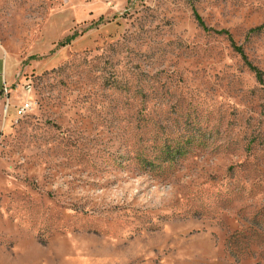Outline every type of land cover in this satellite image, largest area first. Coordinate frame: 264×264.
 I'll use <instances>...</instances> for the list:
<instances>
[{"label":"rangeland","instance_id":"1","mask_svg":"<svg viewBox=\"0 0 264 264\" xmlns=\"http://www.w3.org/2000/svg\"><path fill=\"white\" fill-rule=\"evenodd\" d=\"M0 43V264H264V0H0Z\"/></svg>","mask_w":264,"mask_h":264},{"label":"built area","instance_id":"2","mask_svg":"<svg viewBox=\"0 0 264 264\" xmlns=\"http://www.w3.org/2000/svg\"><path fill=\"white\" fill-rule=\"evenodd\" d=\"M15 88L21 92V99L20 104L17 105V114L18 117L26 115L34 106V100L32 98V81L29 76H21L15 82ZM18 92V93H19ZM1 98L4 96L3 99V113L5 115L8 106L10 105V96L12 93L11 87L4 85L1 89Z\"/></svg>","mask_w":264,"mask_h":264},{"label":"crops","instance_id":"3","mask_svg":"<svg viewBox=\"0 0 264 264\" xmlns=\"http://www.w3.org/2000/svg\"><path fill=\"white\" fill-rule=\"evenodd\" d=\"M21 76L22 75L20 71H17L16 65L14 64L12 57L8 55L5 48L0 43V98L2 94L1 89L4 85L11 87L12 97H19L20 92L18 89L15 88V82Z\"/></svg>","mask_w":264,"mask_h":264},{"label":"trees","instance_id":"4","mask_svg":"<svg viewBox=\"0 0 264 264\" xmlns=\"http://www.w3.org/2000/svg\"><path fill=\"white\" fill-rule=\"evenodd\" d=\"M196 19H197V21H198V24L202 27V29H204V30H210V29H208V28L204 25L203 21H202L198 16L196 17ZM213 31L216 32V33H219V34H220V33H226V30H213ZM76 35H77V34L73 33L72 35H68V36H66L63 40H61L60 42H58L57 47H58V48H61V47H64V46L68 45V44H69V43H70V42L76 37ZM231 45H232V47H233V49H234L235 51H237V52L240 53V55L242 56V59H243L244 62L248 65V67H249L252 71H254L255 76H256V79H257L258 81H262L260 70H259L258 68H256L255 66H253L250 62L247 61L246 56H245V54L243 53L242 49H241L239 46H237L236 44H234L233 42H231ZM31 81H32V80H31ZM32 98H33V100H34V102H35V99H34V96H33V82H32Z\"/></svg>","mask_w":264,"mask_h":264}]
</instances>
